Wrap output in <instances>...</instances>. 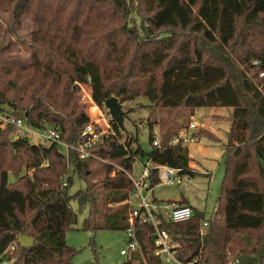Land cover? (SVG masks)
<instances>
[{
    "label": "trees",
    "instance_id": "trees-1",
    "mask_svg": "<svg viewBox=\"0 0 264 264\" xmlns=\"http://www.w3.org/2000/svg\"><path fill=\"white\" fill-rule=\"evenodd\" d=\"M9 1L15 20L31 22V55L18 67L23 73L17 81L6 79L17 71L14 62L0 60V104L35 127L55 128L71 148L65 156L54 142L13 138L14 126H0V259L72 264L77 250L65 240L77 221L71 200L79 210L88 208L83 230L125 231L134 161L152 164L148 189L161 183L158 166L195 176L179 133L196 109L227 107L230 127L212 215L186 200H167L191 206L193 215L182 222L163 220L160 227L179 242L183 262L264 264V0H132L133 10L127 0ZM81 84H88L100 107L111 96L120 102L145 96L166 108L159 120L160 147L152 145L154 124L148 125L151 147L144 150L135 135L127 133L122 141L125 130L111 118L107 133L84 148L93 156L81 157L77 148L93 136L82 135L91 120L79 103ZM192 136L218 140L205 129ZM95 158L105 160L99 181L108 190L106 199L123 203L111 212L88 180ZM75 179L85 187L71 192ZM150 232L149 224L137 226L140 250L119 264H159ZM20 234L33 244L17 242L12 253L5 252Z\"/></svg>",
    "mask_w": 264,
    "mask_h": 264
},
{
    "label": "rangeland",
    "instance_id": "rangeland-1",
    "mask_svg": "<svg viewBox=\"0 0 264 264\" xmlns=\"http://www.w3.org/2000/svg\"><path fill=\"white\" fill-rule=\"evenodd\" d=\"M127 1L133 10L135 3L132 0ZM12 6L13 4L9 0H0V60L14 62L15 65L13 66L17 67V71L7 75L6 79H14V81H17L16 75L23 73V71H18V67L21 69L23 66H26L31 55V48L29 45L31 41V22L27 17L23 16H21L19 20H15L12 15ZM90 92L88 84L80 85L78 93L79 103L83 105L90 120H95L94 122L96 124L93 133H91L92 135H95V137L92 136L91 138V143H93V141L96 142L98 140L99 136L107 133V130L109 129L107 127L111 126V117L108 110L104 107V104L100 107L92 100V98L90 99ZM92 102L98 106V109L92 105ZM120 103L124 114L123 129L125 130L122 141H124L128 133L137 136L138 144L142 149H150L151 145L148 140V125L151 123L154 124V126L159 127V120L166 117L167 109L153 105L145 96H137ZM230 111L231 109L227 107L199 108L192 116L193 118H189V123L194 119L202 120L206 117L208 118V113H216L214 118L215 123L220 122L221 126H223L226 121L228 123L227 113L230 114ZM205 114L206 116L202 117ZM98 120H100V123L96 122ZM96 128H98V132L95 131ZM182 132L183 130L179 133L178 137H182ZM182 142L187 144L184 140H182ZM58 149L61 152H64V147L62 145H59ZM104 162V159L99 158L89 161L92 173L88 176V180L89 183L94 184V188L98 190L96 192V198L99 204L103 205L104 203H102V201L105 200L103 207L105 210L111 212L116 208L121 207L123 203L109 202L105 197L108 190L102 187L99 181L106 175V168L103 165ZM222 169V165L212 166L208 173H203L202 170L198 168V172L193 177H189L185 174H176L179 182L175 181L172 185H166L161 182L152 189L144 190L143 195L147 197L148 200L156 199L161 202L167 200L178 201L179 199L185 198L192 207L203 211L206 216H210L216 207L218 191L222 179ZM143 170L144 166L141 161L136 159L133 163L130 175L135 179L139 178L141 177ZM113 175L114 173L111 174V176ZM13 180V175L9 174V181L12 182ZM78 186L84 188L85 184L81 180L77 181L75 179V184L72 187L71 192H74ZM129 200L131 206H133V203L136 200L134 197H131ZM70 206L77 214V221L74 228L67 230L65 233L67 245L77 250V253L72 259V264L121 263L124 257L120 256L119 251L126 247L124 231L120 229H101L93 233L88 230H83L82 222L88 214V208L85 207L82 210H79L76 200H71ZM244 261L245 258L242 259V262ZM258 261L259 260L256 258L251 262L257 263Z\"/></svg>",
    "mask_w": 264,
    "mask_h": 264
},
{
    "label": "built area",
    "instance_id": "built-area-1",
    "mask_svg": "<svg viewBox=\"0 0 264 264\" xmlns=\"http://www.w3.org/2000/svg\"><path fill=\"white\" fill-rule=\"evenodd\" d=\"M260 75L263 76V73ZM91 98L92 97L90 94V99ZM92 105L98 109V106L93 102ZM0 107H2L0 109V126H14L16 128V133L14 134L13 138L27 136L33 143L37 145L54 142L58 146L62 145L64 147L63 153L65 156L68 155V151L71 147L61 139L59 131H57L55 128L51 126L35 127L29 124L24 118L13 115L12 110L8 107H3L1 104ZM94 121L91 120L82 135L86 133H93V129L96 125ZM96 122L100 123V120ZM196 125V120H192L188 124V128L182 132L183 134L181 138L187 144L193 142L195 139L192 136L190 130L194 129ZM107 128L110 127L108 126ZM93 136L95 137V135ZM152 137V145L160 147V133L157 126L152 129ZM176 142L177 139L171 141L172 144H175ZM89 143H91V138L89 142L77 148L81 157L93 156L84 149ZM148 168V166H144L142 175L139 178L135 179L130 176L134 185L133 197L136 201H134L133 207L128 214V226L124 231L126 237V247L122 248L119 251V254L120 256L130 258L132 254L139 252L140 248L136 238V228L141 224H149L151 225L150 235L153 237L154 244L152 255L159 260V264H196V259L190 262H183L178 258V249L180 248L179 242L173 240L167 231L160 227L163 220L172 222H182L188 220L193 215V209L187 204L148 200V198L143 195L144 190H149ZM158 168L159 178L162 183L166 185H172L175 181L179 182L178 176L176 175V169L168 166H158ZM206 226L207 222H202L199 230L200 234L203 233ZM16 245L17 238L9 244L5 252L12 253ZM0 264H7V261L0 259Z\"/></svg>",
    "mask_w": 264,
    "mask_h": 264
},
{
    "label": "crops",
    "instance_id": "crops-1",
    "mask_svg": "<svg viewBox=\"0 0 264 264\" xmlns=\"http://www.w3.org/2000/svg\"><path fill=\"white\" fill-rule=\"evenodd\" d=\"M197 110V109H196ZM195 110V112H196ZM194 112V113H195ZM216 113H208L205 119H194L197 122V125L194 129L190 130L192 132H196L200 129H205L211 132L214 136L218 138V140H211L206 137H195L193 142L187 144L189 156L191 157V161L189 162V166L192 167L195 171L198 172V168L202 170L204 173H208L212 166H223V152H224V144L227 140V132L229 131V113L228 115V123L221 126L220 122L215 123ZM218 114V113H217ZM203 115L202 117H205ZM193 118V117H192ZM143 166H152L151 163L147 162L144 164L141 162ZM207 166V167H205ZM223 173V172H222ZM186 200L185 198L179 199ZM186 202H188L186 200ZM189 204V203H188Z\"/></svg>",
    "mask_w": 264,
    "mask_h": 264
},
{
    "label": "water",
    "instance_id": "water-1",
    "mask_svg": "<svg viewBox=\"0 0 264 264\" xmlns=\"http://www.w3.org/2000/svg\"><path fill=\"white\" fill-rule=\"evenodd\" d=\"M104 107L108 110L110 117L117 123L120 129H123L124 114L121 103L118 98L111 96L104 101ZM17 242L21 247L31 246L34 242L33 238L25 234H20L17 237Z\"/></svg>",
    "mask_w": 264,
    "mask_h": 264
}]
</instances>
